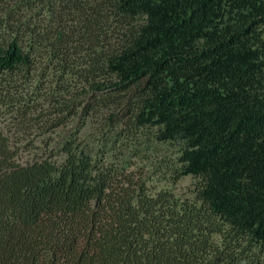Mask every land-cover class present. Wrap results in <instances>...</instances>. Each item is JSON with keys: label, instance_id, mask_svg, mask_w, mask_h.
Returning a JSON list of instances; mask_svg holds the SVG:
<instances>
[{"label": "trees", "instance_id": "16d2710c", "mask_svg": "<svg viewBox=\"0 0 264 264\" xmlns=\"http://www.w3.org/2000/svg\"><path fill=\"white\" fill-rule=\"evenodd\" d=\"M0 264H264V0H0Z\"/></svg>", "mask_w": 264, "mask_h": 264}, {"label": "rangeland", "instance_id": "374dc122", "mask_svg": "<svg viewBox=\"0 0 264 264\" xmlns=\"http://www.w3.org/2000/svg\"><path fill=\"white\" fill-rule=\"evenodd\" d=\"M193 183L194 180L191 177L187 176L183 177L178 183H176L174 186H170L169 188L180 196H190L188 192L190 191Z\"/></svg>", "mask_w": 264, "mask_h": 264}]
</instances>
